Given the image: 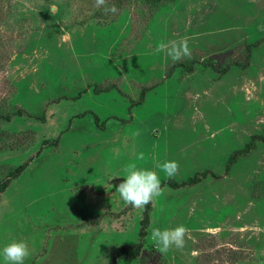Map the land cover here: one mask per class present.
<instances>
[{"label":"rangeland","instance_id":"1","mask_svg":"<svg viewBox=\"0 0 264 264\" xmlns=\"http://www.w3.org/2000/svg\"><path fill=\"white\" fill-rule=\"evenodd\" d=\"M181 40L189 57L156 51ZM23 164L0 246L26 242L25 264L137 243L143 207L116 191L132 164L162 194L120 264H264V0H0V184ZM179 225L184 247L157 249L151 230Z\"/></svg>","mask_w":264,"mask_h":264},{"label":"clouds","instance_id":"2","mask_svg":"<svg viewBox=\"0 0 264 264\" xmlns=\"http://www.w3.org/2000/svg\"><path fill=\"white\" fill-rule=\"evenodd\" d=\"M96 2L98 5H103L106 0H96ZM105 11L115 13L117 8L113 5L105 8ZM156 51L164 52L172 61H179L191 55L187 40L172 41L171 46L161 42ZM156 167L171 178L176 176L179 163L175 160H166L158 163ZM123 178L116 191L126 204L134 208H142L162 194L161 179L155 170L132 164L127 167ZM186 231L184 225L164 229L156 227L151 230V238L160 251H167L172 247L181 249L185 245ZM28 256L29 249L24 241H12L0 246V264H25Z\"/></svg>","mask_w":264,"mask_h":264},{"label":"trees","instance_id":"3","mask_svg":"<svg viewBox=\"0 0 264 264\" xmlns=\"http://www.w3.org/2000/svg\"><path fill=\"white\" fill-rule=\"evenodd\" d=\"M144 95L145 93L143 92L142 95L140 96V100L138 101V104L142 102V100L144 99ZM59 141H60V138H57L53 142H47L46 145L47 146H50V145L58 146ZM25 169H26V165L24 164L16 168L10 174V177L0 184V193H4L8 189L11 180L20 177V175L25 171ZM194 182H196V179L189 180V182H184L182 183V185H186V184L194 183ZM168 184L173 188H178L180 186L174 180H169ZM151 212H152V202L143 207V217L141 220L140 230H139V241L133 245L120 246L116 248L112 253L110 264H120L119 261L122 258L137 259L140 257V255L144 251L145 239L148 236Z\"/></svg>","mask_w":264,"mask_h":264}]
</instances>
